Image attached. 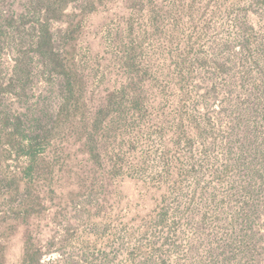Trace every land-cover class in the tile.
<instances>
[{
  "label": "rangeland",
  "instance_id": "374dc122",
  "mask_svg": "<svg viewBox=\"0 0 264 264\" xmlns=\"http://www.w3.org/2000/svg\"><path fill=\"white\" fill-rule=\"evenodd\" d=\"M32 1L0 13L36 24ZM50 1L49 65L27 44L13 75L16 43L0 45V124L47 105L53 127L30 176L0 140V264H264V190L222 164L264 101V0Z\"/></svg>",
  "mask_w": 264,
  "mask_h": 264
},
{
  "label": "trees",
  "instance_id": "16d2710c",
  "mask_svg": "<svg viewBox=\"0 0 264 264\" xmlns=\"http://www.w3.org/2000/svg\"><path fill=\"white\" fill-rule=\"evenodd\" d=\"M62 4H66L68 0H54ZM46 4V0H33L31 3V11L35 12V15H39L41 12H45L47 15L45 17L40 16L37 19V23L33 24L28 22L25 19V16L28 14L29 8L22 11L17 17L15 15L0 13V45L3 42H8L9 39L13 40V43H16V48L20 53L19 56L15 59L13 65V75L21 74L24 70L27 69L26 66H30L27 61V44L32 48L35 55L39 58H43V62L46 65H49V59L53 55L55 57L53 38L51 37L50 30L48 28L49 22L54 19H60V16H54L56 12H62L60 9H56L50 4ZM44 5L48 7L45 9ZM56 11V12H55ZM60 14V13H59ZM50 15V17H49ZM42 17V18H41ZM41 18V19H40ZM16 23V24H15ZM31 23V24H30ZM16 34L13 35L10 33L11 29H15ZM37 33H35V31ZM32 32L35 33L32 37ZM31 38L28 40V38ZM27 56V57H26ZM26 63V66H25ZM61 66H64L61 63ZM0 84V88H1ZM1 92V89H0ZM140 104L139 101H136L134 105L137 107ZM133 107V109H135ZM29 111L25 113L26 118H21L17 116L15 121L11 123V117L8 118V115L5 116L4 120L0 124V132L4 128L11 129L12 133L2 135L0 133V140H3L7 143V146L16 147L22 151L30 159V169L28 168L29 176L32 174L34 168V163L38 160L39 154L37 153L38 145L44 142H51V131L53 127L49 128V124L44 120V116L49 112L47 105H43L39 110L28 109ZM112 107H99L96 117L100 116H110L114 115L115 112H112ZM116 110V109H115ZM41 111V114L38 112ZM112 112V113H111ZM124 110H121L118 113H124ZM253 115L254 121L252 123L251 119L247 118ZM245 119L240 121L235 119V122L230 125L229 133L224 137L223 145V171L226 172L239 171L246 178V182L243 185V190L246 195L252 196L255 191L264 190V101L261 100L256 103L254 106H249L244 109L243 113L240 115ZM99 123V122H98ZM96 123V125L98 124ZM251 123L253 124L251 126ZM9 124V127H4V125ZM12 124V125H11ZM47 139V140H46ZM43 140V141H42ZM248 214H253L256 212V205L248 204L246 209ZM258 211V210H257ZM42 253H34L32 251L26 250L24 255V264H41Z\"/></svg>",
  "mask_w": 264,
  "mask_h": 264
}]
</instances>
